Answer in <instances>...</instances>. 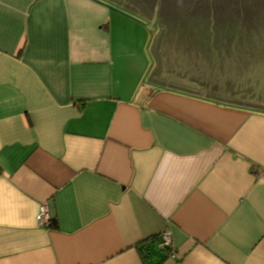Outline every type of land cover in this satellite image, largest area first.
Returning a JSON list of instances; mask_svg holds the SVG:
<instances>
[{
	"label": "crops",
	"instance_id": "crops-1",
	"mask_svg": "<svg viewBox=\"0 0 264 264\" xmlns=\"http://www.w3.org/2000/svg\"><path fill=\"white\" fill-rule=\"evenodd\" d=\"M154 9L0 0V264H264V106Z\"/></svg>",
	"mask_w": 264,
	"mask_h": 264
},
{
	"label": "rangeland",
	"instance_id": "rangeland-1",
	"mask_svg": "<svg viewBox=\"0 0 264 264\" xmlns=\"http://www.w3.org/2000/svg\"><path fill=\"white\" fill-rule=\"evenodd\" d=\"M144 1L145 0L141 2H139V0H132L133 3L138 4L143 3ZM148 1L151 9H156L158 7L159 10H162L163 13H165L164 22L170 19L175 20L171 21L174 23L180 22L185 17L186 20L191 19L190 22H194L192 27L196 28H191V30H194L195 34H199L201 31L202 35L205 32L208 34L207 30L209 29L221 31V29L215 28L218 27L216 22H224L229 17L230 12L231 16L238 15L239 13V15L243 14L244 17L248 16L249 18H252L253 21L259 19L264 20V0H217L221 4L219 9L220 15L218 16H214L217 11L213 6L214 0ZM172 10L176 12L173 13ZM170 12L173 15L169 14ZM200 13L204 18L206 17V20L210 19L212 22L214 19L212 22L214 25L208 23V27L204 29L205 31L200 28ZM171 22H168V24ZM166 23L167 22H165V24ZM256 25L258 28L259 24L256 23ZM173 26L174 27L172 28L174 29H180L177 25ZM167 29H169L168 25ZM219 34L220 33L218 32H213L212 36H210L212 39H209V36H196L191 38L193 40H191V43L194 45L206 44L212 48L211 53L213 57L208 60L211 62L212 68L209 65H207L206 68L199 66L200 71H198V73L200 74L201 80L207 81L212 86L213 93L218 94L219 98L229 99L240 103L242 101L244 104L248 105L264 106V101H262L261 104V102L246 99L244 97L245 95H248L249 97H257L260 95V98L264 96V30L260 29L258 31L256 29H250L246 34L249 38L245 37V39L228 38L226 35L224 36V33H222L223 35ZM253 37L255 38L253 39ZM197 55L198 57L202 56L200 53H197ZM170 61H173V57ZM259 88L262 90L259 91ZM238 92L240 93L239 96L237 94Z\"/></svg>",
	"mask_w": 264,
	"mask_h": 264
},
{
	"label": "trees",
	"instance_id": "trees-1",
	"mask_svg": "<svg viewBox=\"0 0 264 264\" xmlns=\"http://www.w3.org/2000/svg\"><path fill=\"white\" fill-rule=\"evenodd\" d=\"M198 1V0H197ZM233 2V1H232ZM213 6H214V9L217 10L214 14V16H218L220 15L219 14V9L221 7V4L219 1L217 0H214L213 1ZM169 5V4H168ZM173 11V10H172ZM176 11H173V13H175ZM178 12V11H177ZM165 14V13H164ZM168 14V13H167ZM171 14V12L169 13ZM231 14V12H230ZM229 14V17L224 21V22H216L217 23V26L218 27H215L217 29H221V30H227L229 33L226 35V37L228 38H243L245 39V37L249 38V36H246V34L250 31V29H256V30H264V20H255L253 21L252 18H249L248 16L247 17H244L243 14L239 15H235V16H231ZM173 15V14H171ZM200 28H202V30L206 29L208 27V23L211 24V25H214L210 19H207L206 20V17L204 18L201 13H200ZM220 17V16H219ZM186 17L181 20L180 22H175L174 25H177L178 27L182 28V29H196V28H193L192 25L194 24V22H190L191 19L189 20H186ZM175 21V20H174ZM214 21V19H213ZM171 22V21H170ZM168 23V21H167ZM172 23V22H171ZM257 24H259V27L257 28ZM171 28V26H168ZM213 27V26H212ZM242 34V35H241ZM245 35V36H244ZM255 37H253L254 39ZM49 228H57V222L55 219H53L51 217L50 219V223L48 225ZM159 239V238H158ZM165 250L169 251L170 249L169 248H165Z\"/></svg>",
	"mask_w": 264,
	"mask_h": 264
},
{
	"label": "built area",
	"instance_id": "built-area-1",
	"mask_svg": "<svg viewBox=\"0 0 264 264\" xmlns=\"http://www.w3.org/2000/svg\"><path fill=\"white\" fill-rule=\"evenodd\" d=\"M51 215L48 211V207L46 204H42L40 206L39 212L37 214V221L42 226H47L50 223ZM159 246L162 249L169 248L172 250V240L171 235L168 231L162 233L159 237Z\"/></svg>",
	"mask_w": 264,
	"mask_h": 264
},
{
	"label": "flooded vegetation",
	"instance_id": "flooded-vegetation-1",
	"mask_svg": "<svg viewBox=\"0 0 264 264\" xmlns=\"http://www.w3.org/2000/svg\"><path fill=\"white\" fill-rule=\"evenodd\" d=\"M204 32V31H203ZM213 32H218V33H220L219 35H221L222 33H224V36L225 35H227L229 32L227 31V30H218V31H214V30H212V29H209V30H207V36H209V39H212V37H210V36H212V34H213ZM223 35V34H222ZM227 46V45H226ZM228 47V46H227Z\"/></svg>",
	"mask_w": 264,
	"mask_h": 264
},
{
	"label": "water",
	"instance_id": "water-1",
	"mask_svg": "<svg viewBox=\"0 0 264 264\" xmlns=\"http://www.w3.org/2000/svg\"><path fill=\"white\" fill-rule=\"evenodd\" d=\"M128 3V2H127ZM126 4V3H125ZM211 5V4H210ZM160 6V5H159ZM159 10V9H158ZM212 10V9H211ZM189 12V11H188ZM184 17V16H183ZM211 18H212V16H211ZM156 21H158V12H157V19H156ZM155 21V22H156ZM213 22V21H212ZM159 24V23H158ZM154 25H155V23L153 24V27H154ZM149 33L151 34V31H149ZM211 43H212V40H211Z\"/></svg>",
	"mask_w": 264,
	"mask_h": 264
}]
</instances>
